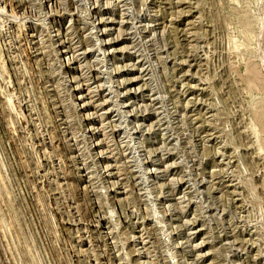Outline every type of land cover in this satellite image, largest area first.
<instances>
[{
    "label": "rangeland",
    "instance_id": "rangeland-1",
    "mask_svg": "<svg viewBox=\"0 0 264 264\" xmlns=\"http://www.w3.org/2000/svg\"><path fill=\"white\" fill-rule=\"evenodd\" d=\"M0 264H264V0H0Z\"/></svg>",
    "mask_w": 264,
    "mask_h": 264
}]
</instances>
